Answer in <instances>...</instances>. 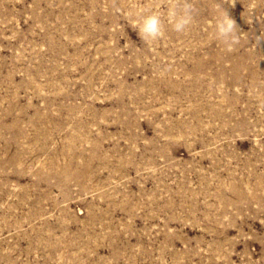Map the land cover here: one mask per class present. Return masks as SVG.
Listing matches in <instances>:
<instances>
[{
	"label": "rangeland",
	"instance_id": "obj_1",
	"mask_svg": "<svg viewBox=\"0 0 264 264\" xmlns=\"http://www.w3.org/2000/svg\"><path fill=\"white\" fill-rule=\"evenodd\" d=\"M0 264H264V0H0Z\"/></svg>",
	"mask_w": 264,
	"mask_h": 264
},
{
	"label": "clouds",
	"instance_id": "obj_2",
	"mask_svg": "<svg viewBox=\"0 0 264 264\" xmlns=\"http://www.w3.org/2000/svg\"><path fill=\"white\" fill-rule=\"evenodd\" d=\"M168 16L172 22L173 29L178 33L183 32L192 20L191 5L185 3L179 13L175 7H172L168 11ZM132 27L138 31V35L144 43L154 42L164 34L163 22L159 12H138L136 18L132 21ZM235 28V21L230 18L229 14L226 12L221 18L217 19L215 23L216 38L220 40L228 50H232L239 42V38L235 34Z\"/></svg>",
	"mask_w": 264,
	"mask_h": 264
}]
</instances>
